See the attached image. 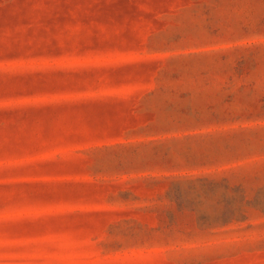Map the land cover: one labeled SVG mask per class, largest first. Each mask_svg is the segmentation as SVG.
<instances>
[{
  "label": "rangeland",
  "instance_id": "1",
  "mask_svg": "<svg viewBox=\"0 0 264 264\" xmlns=\"http://www.w3.org/2000/svg\"><path fill=\"white\" fill-rule=\"evenodd\" d=\"M0 264H264V0H0Z\"/></svg>",
  "mask_w": 264,
  "mask_h": 264
}]
</instances>
